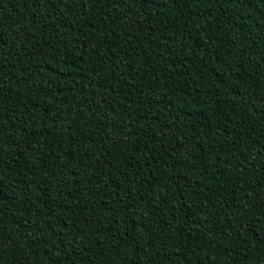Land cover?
I'll use <instances>...</instances> for the list:
<instances>
[{
	"label": "trees",
	"instance_id": "obj_1",
	"mask_svg": "<svg viewBox=\"0 0 264 264\" xmlns=\"http://www.w3.org/2000/svg\"><path fill=\"white\" fill-rule=\"evenodd\" d=\"M0 264H264V0H0Z\"/></svg>",
	"mask_w": 264,
	"mask_h": 264
}]
</instances>
